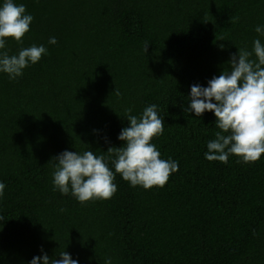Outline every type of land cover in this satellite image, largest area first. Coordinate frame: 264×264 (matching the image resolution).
<instances>
[{
  "label": "trees",
  "instance_id": "16d2710c",
  "mask_svg": "<svg viewBox=\"0 0 264 264\" xmlns=\"http://www.w3.org/2000/svg\"><path fill=\"white\" fill-rule=\"evenodd\" d=\"M17 2L34 19L22 45L8 38L9 53L33 43L48 53L16 80L0 73V264H27L41 249L79 264H264V154L208 161L216 118L183 110L191 85L251 50L264 0ZM149 104L163 118L152 143L179 165L163 187H131L116 173L107 200L52 191L55 155L107 156L123 143L125 109Z\"/></svg>",
  "mask_w": 264,
  "mask_h": 264
},
{
  "label": "clouds",
  "instance_id": "9594fccd",
  "mask_svg": "<svg viewBox=\"0 0 264 264\" xmlns=\"http://www.w3.org/2000/svg\"><path fill=\"white\" fill-rule=\"evenodd\" d=\"M34 17L17 0H0V73L9 80L23 75V70L47 55L44 44L21 46L16 53L7 49L8 38L23 44V37L30 30ZM231 21V19H230ZM251 50L238 48L219 75L207 81V86L193 84L187 97L186 113L196 117L205 112L215 116L214 125L219 131L215 138L206 141L204 157L208 161L228 163L230 156H236L238 163H250L264 154V25H256ZM49 45L57 44L54 36L48 38ZM148 44L144 45L146 53ZM119 95V92L116 93ZM124 119L128 124L122 127L117 139L120 147L109 146L107 156L97 155L91 150H63L55 155L52 164V191L71 195L80 203L90 200L110 199L117 191L114 183L118 173L131 187L145 190L154 186L163 187L170 174L178 170V162L171 156L162 158L154 137L163 133V118L158 106L149 104L138 115L125 109ZM111 165V168L109 167ZM5 184L0 182V197L4 195ZM63 211V209H61ZM5 218L0 216V221ZM60 259L41 254L33 256L27 264H79L67 251L58 253ZM104 264H112L110 258Z\"/></svg>",
  "mask_w": 264,
  "mask_h": 264
}]
</instances>
